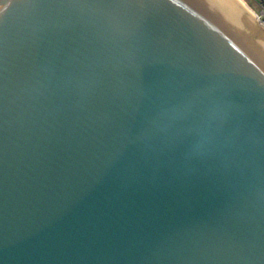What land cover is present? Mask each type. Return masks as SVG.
<instances>
[{
	"label": "water",
	"instance_id": "95a60500",
	"mask_svg": "<svg viewBox=\"0 0 264 264\" xmlns=\"http://www.w3.org/2000/svg\"><path fill=\"white\" fill-rule=\"evenodd\" d=\"M251 16L0 0V264H264Z\"/></svg>",
	"mask_w": 264,
	"mask_h": 264
},
{
	"label": "built area",
	"instance_id": "2783aa9c",
	"mask_svg": "<svg viewBox=\"0 0 264 264\" xmlns=\"http://www.w3.org/2000/svg\"><path fill=\"white\" fill-rule=\"evenodd\" d=\"M244 3L250 8L252 16L256 22L264 28V0H243ZM251 2L256 9L248 4Z\"/></svg>",
	"mask_w": 264,
	"mask_h": 264
},
{
	"label": "bare ground",
	"instance_id": "6f19581e",
	"mask_svg": "<svg viewBox=\"0 0 264 264\" xmlns=\"http://www.w3.org/2000/svg\"><path fill=\"white\" fill-rule=\"evenodd\" d=\"M243 10H245L249 16H251L250 8L242 0H234ZM252 17V16H251Z\"/></svg>",
	"mask_w": 264,
	"mask_h": 264
},
{
	"label": "rangeland",
	"instance_id": "374dc122",
	"mask_svg": "<svg viewBox=\"0 0 264 264\" xmlns=\"http://www.w3.org/2000/svg\"><path fill=\"white\" fill-rule=\"evenodd\" d=\"M243 1V0H242ZM244 2V1H243ZM248 4L250 5V6H252L254 9H256V7L251 3V2H249L248 1ZM252 19H253V17H252Z\"/></svg>",
	"mask_w": 264,
	"mask_h": 264
}]
</instances>
